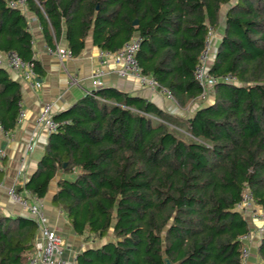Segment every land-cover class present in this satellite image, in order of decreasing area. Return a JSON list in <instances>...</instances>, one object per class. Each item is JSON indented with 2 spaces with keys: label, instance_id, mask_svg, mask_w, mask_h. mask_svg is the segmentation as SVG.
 Masks as SVG:
<instances>
[{
  "label": "trees",
  "instance_id": "trees-1",
  "mask_svg": "<svg viewBox=\"0 0 264 264\" xmlns=\"http://www.w3.org/2000/svg\"><path fill=\"white\" fill-rule=\"evenodd\" d=\"M12 1L0 0L1 54L34 61L41 77L27 10L49 47L65 33L74 56L90 33L108 52L136 38L142 72L179 108L100 86L54 115L58 129L16 191L43 199L59 177L53 203L83 240L99 241L78 262L244 264L245 190L264 209V0ZM211 31L219 35L206 73L215 80L205 87L195 71ZM22 100L20 82L0 65L5 133ZM38 231L33 217L0 213V264H29ZM257 253L264 262V233Z\"/></svg>",
  "mask_w": 264,
  "mask_h": 264
},
{
  "label": "crops",
  "instance_id": "crops-1",
  "mask_svg": "<svg viewBox=\"0 0 264 264\" xmlns=\"http://www.w3.org/2000/svg\"><path fill=\"white\" fill-rule=\"evenodd\" d=\"M26 13L34 34V54L40 62L41 77L39 78L42 85L40 88L32 86L20 71L5 65L14 79L21 84L22 108L25 110V116L18 121L12 132L5 133L0 126V147L6 151L5 160L0 166V213L10 217H31L29 211L12 198L9 189L23 186L25 180L37 169L44 154L49 134L37 124L41 108L45 103H53L54 113L57 114L73 105L94 88L91 74L95 70L101 67L105 71L101 79V87H115L132 94H139L168 112H179V108L167 93L144 87L134 77L125 78L118 75L119 65L112 56H109L107 62L102 65L99 56L101 49L94 44L91 33L85 38L81 52L72 58L60 59L57 54L49 52V46L37 17L28 10ZM216 35L218 37L217 33ZM57 42L59 46L68 48L65 33ZM215 50L216 45L213 52ZM58 178L57 176L51 181L48 193L42 199L43 209L50 226L63 236L64 256L71 259L84 249L99 245V241L83 240V237L74 231L66 213L53 203ZM20 194L23 196L24 192ZM246 216L250 221L251 229L245 241L249 255L244 260V264H264L257 253L260 237L263 234L259 233L258 227L262 222L251 219L249 213H246ZM35 241V245L42 241L39 231Z\"/></svg>",
  "mask_w": 264,
  "mask_h": 264
},
{
  "label": "built area",
  "instance_id": "built-area-1",
  "mask_svg": "<svg viewBox=\"0 0 264 264\" xmlns=\"http://www.w3.org/2000/svg\"><path fill=\"white\" fill-rule=\"evenodd\" d=\"M25 0L12 1L11 5L23 6ZM214 40V32L211 31L206 42V49L201 56V64L196 68L195 75L198 82L202 86H207L214 82V77L206 73V60L208 59L210 47ZM139 49V39L133 38L128 41L121 49L115 52H108L100 50V58L102 65L107 62V58L112 56L115 62L119 65L117 69L118 75L121 77H134L147 88L155 91L168 93L163 87L160 86L158 81L151 75L144 74L139 66L136 58V53ZM49 52L57 54L60 59L72 58L74 55L69 48L61 47L57 45L55 48L48 47ZM0 65L8 66L12 69H16L22 73L32 86L40 88L42 82L36 72V64L34 61L23 59L16 52H9L7 54L0 53ZM105 75L103 68L95 70L91 74L93 87H100L101 79ZM53 103H45L41 108L37 124L44 128L48 134L57 131L59 121L54 117ZM25 116V110L22 108L18 115V121H21ZM31 147V145H30ZM6 157V151L0 147V164ZM9 192L12 198L19 202L24 208H26L30 216L33 217L37 223L41 236V243L35 246L34 251L29 255V264H80L77 256L68 259L64 256V239L63 236L52 228L49 224L48 217L44 212V204L42 199L31 200L23 197L16 191L15 187H11ZM252 193L249 190H245L241 202L238 203L237 208L243 213H250L254 219L262 222V225L258 227L259 233H264V209L254 208ZM257 206V205H256ZM256 217V218H255ZM249 234L241 236L244 242L248 239ZM249 254V248L245 246L243 249V257Z\"/></svg>",
  "mask_w": 264,
  "mask_h": 264
},
{
  "label": "rangeland",
  "instance_id": "rangeland-1",
  "mask_svg": "<svg viewBox=\"0 0 264 264\" xmlns=\"http://www.w3.org/2000/svg\"><path fill=\"white\" fill-rule=\"evenodd\" d=\"M225 9V8H224ZM218 35H219V33H218ZM215 36H216V33H214V40H213V43H212V45H211V47H210V51L209 52H213V49L215 48V43H216V40H215ZM255 207H257V208H259L258 206H256V205H254V208ZM260 209V208H259ZM250 214V213H249ZM251 215V214H250ZM256 218V217H255ZM251 219H254L253 218V216L251 215ZM255 220H257L258 221V219H255ZM262 224H260L259 226H261ZM249 255V254H248ZM247 258V257H246Z\"/></svg>",
  "mask_w": 264,
  "mask_h": 264
},
{
  "label": "water",
  "instance_id": "water-1",
  "mask_svg": "<svg viewBox=\"0 0 264 264\" xmlns=\"http://www.w3.org/2000/svg\"><path fill=\"white\" fill-rule=\"evenodd\" d=\"M138 21L137 20H134V24H136ZM3 148V147H2ZM165 264H173L171 261H170V259L169 258H165Z\"/></svg>",
  "mask_w": 264,
  "mask_h": 264
}]
</instances>
